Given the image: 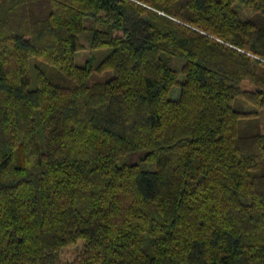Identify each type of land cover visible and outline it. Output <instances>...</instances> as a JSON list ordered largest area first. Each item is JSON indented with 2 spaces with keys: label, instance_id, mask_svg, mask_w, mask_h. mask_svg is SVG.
<instances>
[{
  "label": "trees",
  "instance_id": "trees-1",
  "mask_svg": "<svg viewBox=\"0 0 264 264\" xmlns=\"http://www.w3.org/2000/svg\"><path fill=\"white\" fill-rule=\"evenodd\" d=\"M261 108L264 0H0V264H264Z\"/></svg>",
  "mask_w": 264,
  "mask_h": 264
},
{
  "label": "rangeland",
  "instance_id": "rangeland-1",
  "mask_svg": "<svg viewBox=\"0 0 264 264\" xmlns=\"http://www.w3.org/2000/svg\"><path fill=\"white\" fill-rule=\"evenodd\" d=\"M87 25L92 24V22L90 20H88V22H86ZM84 40L86 41V45H88V41L87 38L85 37ZM107 52H109V48H103V49H99V50H94L92 48H86L84 50H79L76 53V63L79 65H83L85 64V62L87 61V59L90 57V55L92 53H94L97 57H102L104 54H107ZM114 74L113 70H107L104 71L103 73H97L95 72L92 76L91 81H98V80H106L109 79L110 77H112ZM243 83H246V80H244ZM180 94V88L179 87H173L172 90L170 91V97L172 98H178ZM252 109L256 110L255 107H252ZM259 116H260V122H261V128L262 131H264V108H261L259 111ZM85 244V241L83 239H79L76 243L74 244H70L68 246H66L65 248L61 249L60 254H59V260L62 263L68 262L73 260L81 251V249L83 248Z\"/></svg>",
  "mask_w": 264,
  "mask_h": 264
}]
</instances>
